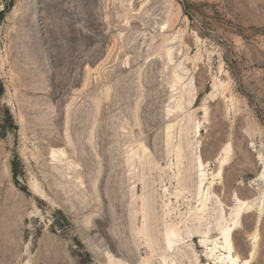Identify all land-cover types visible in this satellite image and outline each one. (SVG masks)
I'll return each instance as SVG.
<instances>
[{"label":"rangeland","instance_id":"374dc122","mask_svg":"<svg viewBox=\"0 0 264 264\" xmlns=\"http://www.w3.org/2000/svg\"><path fill=\"white\" fill-rule=\"evenodd\" d=\"M263 174L264 0H0V264H165L204 178L264 264Z\"/></svg>","mask_w":264,"mask_h":264},{"label":"bare ground","instance_id":"6f19581e","mask_svg":"<svg viewBox=\"0 0 264 264\" xmlns=\"http://www.w3.org/2000/svg\"><path fill=\"white\" fill-rule=\"evenodd\" d=\"M227 151H228V149H227ZM220 166H222V165H220ZM202 167H203V164L200 162V168H202ZM221 169H222V167H221ZM221 169H219L220 171H219V174H217V175H222ZM262 178H264V174H263ZM204 184H205V178L201 179L198 182V185L196 188V194L193 197V201H194L193 203L197 205V210L193 213V215L191 214V217L189 218L190 222L188 220L184 221V219H183V221H180V222H176V220H174V221L173 220H169V221L167 220V221H165V224H163L164 225V229H163L164 233H163L162 241H163V254H164V256H162V258H164L165 264H166V255L172 253V254H176V256H177L178 253H176V250H179L182 246L184 247L188 242L195 241L196 238L199 237L198 236L199 234L201 237V246L200 247L205 248L208 251L209 260H210V262L211 261L213 262V263L211 262V264H249V262L251 261L249 259L253 258V252L249 253V259L247 258L246 260H242L240 258L241 256H239L236 253V250H235L236 248L234 247L233 241H232V239H233L232 237H233L234 233L239 228L242 227L241 219L243 218V216H245L247 211L252 209L250 204L247 203L246 201H243V200L240 201L238 199L240 205L237 208L235 207L236 210H235L234 214L231 215V216H233L231 221L225 219L222 216V214H218L215 218L216 226L214 228H206V229H204L205 231H203V232L193 231L192 229L191 230L189 229L188 226L190 223L195 224V225L197 224L200 227L203 226L205 223L204 221L210 215L209 211H210V205L212 204V201H211V198L209 197V194L208 193L205 194L202 191ZM175 198L178 201L180 199H183L184 196L176 195ZM153 200H154V198H153ZM144 207H146V206H144ZM253 207H254V205H253ZM250 211H252V210H250ZM172 214H171V212L166 213L165 219L166 218L171 219ZM144 215H147V214L145 213ZM137 217H138V215H137ZM144 220L146 221V218H144ZM155 229H157V228H155ZM159 229L160 228H158V230ZM214 235H218V239L210 241L211 237ZM158 244H159V242H158ZM144 250L148 251V249L146 247L140 248L141 253ZM179 256H181V255L179 254ZM179 256H177V257H179ZM183 257H185V256H183ZM172 264H176V262L173 261Z\"/></svg>","mask_w":264,"mask_h":264},{"label":"trees","instance_id":"16d2710c","mask_svg":"<svg viewBox=\"0 0 264 264\" xmlns=\"http://www.w3.org/2000/svg\"><path fill=\"white\" fill-rule=\"evenodd\" d=\"M14 176H16V172H14Z\"/></svg>","mask_w":264,"mask_h":264}]
</instances>
